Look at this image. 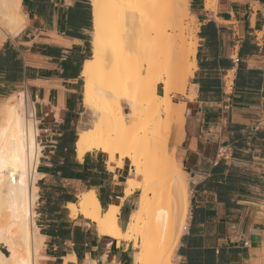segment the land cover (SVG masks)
<instances>
[{"label":"crops","instance_id":"obj_1","mask_svg":"<svg viewBox=\"0 0 264 264\" xmlns=\"http://www.w3.org/2000/svg\"><path fill=\"white\" fill-rule=\"evenodd\" d=\"M189 4L197 66L183 97L184 134L176 144L174 127L171 140L190 205L174 263L264 264V0H220L216 10L206 0ZM22 10L25 27L0 45V100L22 89L36 111L40 264H65L72 254L76 260L66 264H134L133 243L101 235L67 208L95 190L104 209L126 210L127 224L137 208L128 205L141 193L125 196L129 161L110 170L101 151L76 156L88 123L82 68L91 51V0H22Z\"/></svg>","mask_w":264,"mask_h":264},{"label":"bare ground","instance_id":"obj_2","mask_svg":"<svg viewBox=\"0 0 264 264\" xmlns=\"http://www.w3.org/2000/svg\"><path fill=\"white\" fill-rule=\"evenodd\" d=\"M216 2L206 0V7ZM91 3L92 55L82 68L83 104L91 118L79 129L76 156L83 160L87 153L101 151L108 156L110 170L129 161L125 196L136 189L141 193L125 227L119 217L121 205L104 209L95 190L79 193V200L67 208L72 218L81 215L94 222L101 235L133 243L134 264H175L189 214V182L176 149L168 153L159 132L165 113L180 137L184 134L186 105L173 101L171 84L178 78L185 93L197 66L198 43L187 36L189 0ZM24 27L22 0H0V45ZM135 47L140 48L139 65L129 60ZM158 83L164 85L163 94ZM35 113L27 91L14 92L0 103V245L8 251H0V264H40L45 257L41 254L45 236L34 210L42 177L37 169L42 146ZM141 123L139 135L136 128ZM180 137L176 136L178 142ZM75 260L69 255L65 264Z\"/></svg>","mask_w":264,"mask_h":264},{"label":"rangeland","instance_id":"obj_3","mask_svg":"<svg viewBox=\"0 0 264 264\" xmlns=\"http://www.w3.org/2000/svg\"><path fill=\"white\" fill-rule=\"evenodd\" d=\"M219 1L220 0H217L215 6H213L212 8H209V9L216 10L217 9V6L219 4ZM186 22H187V25H188L187 36H189V38L190 39H193L194 41L198 40V38H197L198 23H197V20L195 19V16L193 17V13H192L191 9H190V17L188 18V20ZM142 36H143V34L140 33V35H139V37H140L139 42L142 41V38H141ZM91 38H92V31H91L90 40H91ZM197 43H198V41H197ZM89 46L91 48V51H90V57H91V55H92V43L91 42L89 43ZM129 56H130V59L129 60L132 61L136 65H139L142 62V57L140 55V48L139 47H135L133 49V51H131V53H130ZM191 76L188 78L187 85H186V91H187L188 87L190 86V78H191ZM171 86L174 87V90L171 93V96L173 98V101L176 102V103H180V104L181 103H185L183 97H186V91H185V93H182L181 92V89L183 87V83L180 82V81H178V78H176L175 81L171 84ZM19 90H22V89H19ZM158 92H159V94H163L164 93V85L162 83H158ZM188 97L189 98H192V95H189ZM6 98L7 97H4L3 99H1L0 100V103L1 102H4V100H6ZM122 103L125 105V101H122ZM185 105H186V108H185V110H186V112H185V118L187 119V103H185ZM126 110L129 111L128 108ZM86 117H87L86 118V121L87 122H90L91 113H90L89 110H88V114L86 115ZM35 119H36V117H35ZM160 123L162 124V126L160 124V127H161L160 130H161V132H159L160 130H158V129H157V132H159L161 134L160 141L162 140L161 143L163 142L162 143L163 144V148H165V150L168 153H170L174 149H176V146H177L176 144L179 143L177 141V138L175 140V142H176L175 145H173L172 140H171L172 133L174 131V127L176 128V125H175V122H173V120L169 116H167L165 113H163V119H162V121ZM142 129H143V124L141 123L136 128V131L140 133L139 135H142L143 134L142 132H140V130H142ZM178 134H179V137H180V130L176 128V136ZM181 138H182V136L180 137V139ZM41 150H42V147H41ZM105 155H106V157H108L107 154H105ZM40 156H41V154H40ZM139 178H141V177H139ZM38 182H39V180H38ZM38 182H37V184H38ZM189 193H190V191H189ZM39 194H40V191H39ZM138 197H139V193H136L133 196L132 203L128 205V208H129L130 211L133 210V209H135L137 207V205H138ZM37 205H38V201L35 204V208H34V210L36 212H37V207H38ZM3 211L5 212V214H9L10 213V209H8L6 207H4ZM126 214H127L126 213V210H124V209H122L121 212H120V214H119L120 222H121V224H122L123 227H125V225H126L125 224ZM1 250L8 253L7 249L4 246L2 247V245H0V251ZM40 260H42V258Z\"/></svg>","mask_w":264,"mask_h":264},{"label":"trees","instance_id":"obj_4","mask_svg":"<svg viewBox=\"0 0 264 264\" xmlns=\"http://www.w3.org/2000/svg\"><path fill=\"white\" fill-rule=\"evenodd\" d=\"M103 236H105V235H103ZM108 237V236H107ZM111 238V237H110ZM113 239V238H112Z\"/></svg>","mask_w":264,"mask_h":264},{"label":"built area","instance_id":"obj_5","mask_svg":"<svg viewBox=\"0 0 264 264\" xmlns=\"http://www.w3.org/2000/svg\"><path fill=\"white\" fill-rule=\"evenodd\" d=\"M246 244H247V242H246Z\"/></svg>","mask_w":264,"mask_h":264}]
</instances>
